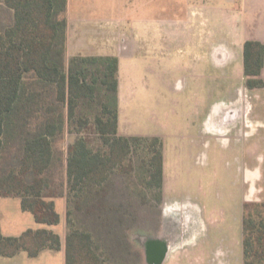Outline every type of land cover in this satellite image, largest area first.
I'll list each match as a JSON object with an SVG mask.
<instances>
[{
    "label": "rangeland",
    "instance_id": "1",
    "mask_svg": "<svg viewBox=\"0 0 264 264\" xmlns=\"http://www.w3.org/2000/svg\"><path fill=\"white\" fill-rule=\"evenodd\" d=\"M99 5L105 24L122 28L99 29L90 37L97 52L119 55L121 132H158L164 138L163 190L179 225L175 230L163 228L160 237L166 231L180 239L163 264H242V168L248 167V160L235 140L223 144L205 128L216 102L229 98L223 89L228 76L234 84L235 105L246 95V105L257 110L264 107V88L249 91L245 87L242 50L250 29H241L236 16L239 0H100ZM9 19L8 11H0L1 21L9 23ZM72 140L66 136L58 147L65 149ZM221 147L226 150L224 156ZM263 148L252 146L251 153ZM119 185L114 187L121 191ZM129 188L122 191L138 190L133 179ZM157 193L148 192L150 201L143 207L137 199H122L128 201L134 219L124 227V241L122 236L113 237L110 244L116 252L106 264H146L141 247L147 227L150 222V231L158 229L162 211ZM62 201L65 198L57 205L60 213L65 210ZM252 219L247 223L256 239L264 212ZM0 227L4 234L16 236L39 224L21 209L20 198L10 196L0 197ZM62 239L64 250L65 235ZM255 239L252 250L258 247ZM63 250L46 249L37 257L26 252L0 255V264H65ZM257 254L255 261L261 257L258 263L263 262L264 251Z\"/></svg>",
    "mask_w": 264,
    "mask_h": 264
},
{
    "label": "trees",
    "instance_id": "2",
    "mask_svg": "<svg viewBox=\"0 0 264 264\" xmlns=\"http://www.w3.org/2000/svg\"><path fill=\"white\" fill-rule=\"evenodd\" d=\"M67 5L0 0V11L10 15L9 23L0 20V197L20 198L39 224L16 236L0 227V255L60 251L52 226L61 220L55 199L65 197V264H106L116 252L113 237L124 241L134 219L122 199L147 206L151 190L162 198L164 145L157 135L119 134V58L67 57ZM244 55L245 73L258 74L264 44L245 41ZM66 136L73 140L58 147ZM132 179L136 193L123 192ZM248 221L254 222L245 218L244 264H264L255 261L264 251V221L256 239Z\"/></svg>",
    "mask_w": 264,
    "mask_h": 264
},
{
    "label": "flooded vegetation",
    "instance_id": "3",
    "mask_svg": "<svg viewBox=\"0 0 264 264\" xmlns=\"http://www.w3.org/2000/svg\"><path fill=\"white\" fill-rule=\"evenodd\" d=\"M247 41V40H246ZM245 43V41H244ZM219 61L215 65H219ZM242 65L243 74L245 78V87L249 90L264 88V64L258 74L245 73V55L244 44L242 50ZM219 75L217 74V81ZM227 85L226 94L229 98L227 100H219L216 102L211 112L208 114L205 121V128L209 133L221 143H227L235 140L242 148L244 156L248 160V167H243V185H244V201H243V215H242V251H243V239H244V225L245 218L255 216V211L264 209V148L260 149L258 153H251L252 146H264V122L260 121L264 117V107L262 110L253 109V106L246 105V95L242 97V102L235 105V91L232 77L228 76L224 80ZM252 83V84H251ZM254 112L249 117V114ZM264 119V118H263ZM215 133V134H214ZM224 147H221V152L224 154ZM164 184V183H163ZM164 186L162 187V198L159 200L160 207L162 209L160 214V223L157 230L150 231V222L147 227V239H153L160 237L163 228L166 230H175L178 227L177 217L172 209V201L165 196ZM258 194L260 196H258ZM254 214V215H253ZM142 245V244H141ZM144 253V245L141 247ZM243 262L244 264V251ZM224 264L223 262H219Z\"/></svg>",
    "mask_w": 264,
    "mask_h": 264
},
{
    "label": "crops",
    "instance_id": "4",
    "mask_svg": "<svg viewBox=\"0 0 264 264\" xmlns=\"http://www.w3.org/2000/svg\"><path fill=\"white\" fill-rule=\"evenodd\" d=\"M100 0H68L66 16L68 19V41H67V57H71L76 54H87V55H115L119 57L117 52L115 53H101L97 52V44L92 42L91 36H96L99 29H122L121 27H111L105 24L104 12L99 5ZM239 11L237 13L238 21H240L241 29H250L247 31L249 36L246 40H257L264 44V0H239ZM235 17H232V19ZM231 20V19H230ZM231 23L234 26V19ZM192 27H182L180 29H191ZM72 29H75V34L71 35ZM86 29H93L91 32L86 31ZM121 69V64L119 60V72ZM264 72V70H263ZM264 74V73H263ZM120 97V95H119ZM121 104V98H120ZM119 134L126 135L121 132L120 125V105H119ZM136 135V134H133ZM142 135V134H141ZM147 135H157L163 140V134L151 133ZM65 197H58L55 199L56 207L58 210V200ZM65 204V206H64ZM66 198L65 203L62 201V209L60 213L62 229L58 230V225L52 226V228L60 235L61 241L62 237L65 235L66 240ZM63 213V214H62ZM65 224V229H64ZM65 232V233H64ZM144 245V244H143ZM175 247V246H174ZM173 249V247L171 248ZM170 249V251H171ZM63 250V244L62 249ZM60 250V251H61ZM64 263H65V244H64ZM144 255H145V245H144ZM146 259V257H145ZM147 264V261H146Z\"/></svg>",
    "mask_w": 264,
    "mask_h": 264
},
{
    "label": "water",
    "instance_id": "5",
    "mask_svg": "<svg viewBox=\"0 0 264 264\" xmlns=\"http://www.w3.org/2000/svg\"><path fill=\"white\" fill-rule=\"evenodd\" d=\"M180 236L175 232H166L158 239H145V257L147 264H163L170 249L178 245ZM180 244V243H179Z\"/></svg>",
    "mask_w": 264,
    "mask_h": 264
}]
</instances>
